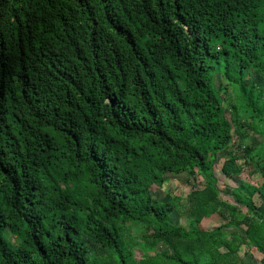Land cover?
I'll list each match as a JSON object with an SVG mask.
<instances>
[{"label": "trees", "instance_id": "trees-1", "mask_svg": "<svg viewBox=\"0 0 264 264\" xmlns=\"http://www.w3.org/2000/svg\"><path fill=\"white\" fill-rule=\"evenodd\" d=\"M0 264H264V0H0Z\"/></svg>", "mask_w": 264, "mask_h": 264}, {"label": "rangeland", "instance_id": "rangeland-1", "mask_svg": "<svg viewBox=\"0 0 264 264\" xmlns=\"http://www.w3.org/2000/svg\"><path fill=\"white\" fill-rule=\"evenodd\" d=\"M249 80H255V81H259V79L255 76H251L249 77ZM216 82L217 85L220 84V78L219 75H216ZM225 84V83H224ZM231 95V91L228 90V95ZM231 99H233V97H231ZM225 105L228 106V102H225ZM254 143L256 145H259L260 142L263 141V137L255 132H253L250 136V138L248 139V142ZM221 161H219L218 164H216L213 168V176L216 178L217 182H218V186L223 189L224 191H231L233 189V187L236 185L234 180L226 177L222 171H221ZM248 170V167H246L244 170ZM247 170L243 173L244 177L248 176V172ZM196 181L192 180V183H196L198 185H200L201 181H202V176L200 174H198L197 176H195ZM188 184H181L176 182V180L174 181H170L168 184H165L164 187L162 188H158L156 191V194H158L159 196L162 197L163 200H168L172 195H180L185 197L188 192L192 189L191 187L187 186ZM256 203L257 204H261L259 197L256 195L255 198ZM244 210H246V208H243ZM174 216V220L176 222L179 221V215L176 213H173ZM187 223V220H186ZM219 223V219L218 216L216 214L210 216V217H206L203 219L202 221V227L205 229H211L212 227L216 226ZM130 231V232H129ZM128 232H126V236L128 238H131L132 240H137L138 239V233L139 231L136 228H131ZM6 234L8 236V238H10L9 232L6 231ZM16 238L11 237L10 240L13 242H16L15 240ZM137 246H140V242L138 243ZM254 254L255 256L259 259L261 257V254L254 250ZM245 260L248 263H254L255 260H252L251 257H245Z\"/></svg>", "mask_w": 264, "mask_h": 264}]
</instances>
